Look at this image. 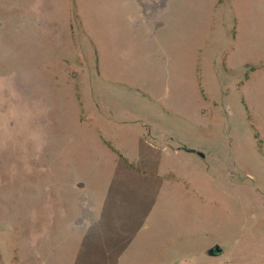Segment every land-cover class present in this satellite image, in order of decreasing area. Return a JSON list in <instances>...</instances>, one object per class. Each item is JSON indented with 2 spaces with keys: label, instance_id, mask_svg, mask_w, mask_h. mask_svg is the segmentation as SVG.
<instances>
[{
  "label": "rangeland",
  "instance_id": "rangeland-1",
  "mask_svg": "<svg viewBox=\"0 0 264 264\" xmlns=\"http://www.w3.org/2000/svg\"><path fill=\"white\" fill-rule=\"evenodd\" d=\"M0 238L264 264V0H0Z\"/></svg>",
  "mask_w": 264,
  "mask_h": 264
},
{
  "label": "crops",
  "instance_id": "crops-1",
  "mask_svg": "<svg viewBox=\"0 0 264 264\" xmlns=\"http://www.w3.org/2000/svg\"><path fill=\"white\" fill-rule=\"evenodd\" d=\"M0 264H13L10 256H9V249L7 248L6 244L0 238Z\"/></svg>",
  "mask_w": 264,
  "mask_h": 264
},
{
  "label": "water",
  "instance_id": "water-1",
  "mask_svg": "<svg viewBox=\"0 0 264 264\" xmlns=\"http://www.w3.org/2000/svg\"><path fill=\"white\" fill-rule=\"evenodd\" d=\"M197 154L200 156V157H205V154L201 151H197ZM224 253V249L216 244L212 247H210L209 249H207V254L210 255V256H214V257H217V256H221L222 254Z\"/></svg>",
  "mask_w": 264,
  "mask_h": 264
},
{
  "label": "bare ground",
  "instance_id": "bare-ground-1",
  "mask_svg": "<svg viewBox=\"0 0 264 264\" xmlns=\"http://www.w3.org/2000/svg\"><path fill=\"white\" fill-rule=\"evenodd\" d=\"M12 87V86H11ZM6 138V137H5ZM19 145V144H18ZM12 148V147H11Z\"/></svg>",
  "mask_w": 264,
  "mask_h": 264
}]
</instances>
